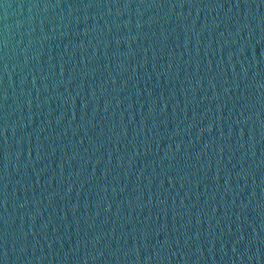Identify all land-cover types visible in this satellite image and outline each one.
I'll list each match as a JSON object with an SVG mask.
<instances>
[{
	"label": "water",
	"instance_id": "1",
	"mask_svg": "<svg viewBox=\"0 0 264 264\" xmlns=\"http://www.w3.org/2000/svg\"><path fill=\"white\" fill-rule=\"evenodd\" d=\"M0 264H264V0H0Z\"/></svg>",
	"mask_w": 264,
	"mask_h": 264
}]
</instances>
